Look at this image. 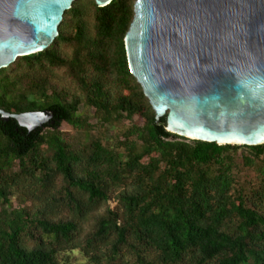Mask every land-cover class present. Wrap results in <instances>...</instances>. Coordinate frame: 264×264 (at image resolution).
Listing matches in <instances>:
<instances>
[{
  "label": "trees",
  "instance_id": "16d2710c",
  "mask_svg": "<svg viewBox=\"0 0 264 264\" xmlns=\"http://www.w3.org/2000/svg\"><path fill=\"white\" fill-rule=\"evenodd\" d=\"M134 3L75 0L45 50L0 69V109L53 114L33 130L0 115V264H74L77 248L94 252L92 264H264V143L190 140L156 120L128 67ZM61 67L74 90L55 84ZM91 117L132 123L113 146H76L61 130L90 128ZM242 147L252 154L244 165L261 158L248 190L233 175L231 151ZM117 190V204L82 236L89 213Z\"/></svg>",
  "mask_w": 264,
  "mask_h": 264
},
{
  "label": "water",
  "instance_id": "95a60500",
  "mask_svg": "<svg viewBox=\"0 0 264 264\" xmlns=\"http://www.w3.org/2000/svg\"><path fill=\"white\" fill-rule=\"evenodd\" d=\"M74 1L0 0V69L45 50ZM124 43L130 72L167 131L218 145L264 143V0H135ZM0 115L28 130L53 116Z\"/></svg>",
  "mask_w": 264,
  "mask_h": 264
},
{
  "label": "rangeland",
  "instance_id": "374dc122",
  "mask_svg": "<svg viewBox=\"0 0 264 264\" xmlns=\"http://www.w3.org/2000/svg\"><path fill=\"white\" fill-rule=\"evenodd\" d=\"M89 16L91 17V14ZM70 50V47L67 46V51ZM52 73L56 75L55 84L57 86H69L72 88V90H74L66 68H53ZM22 89L25 90L26 88L22 87ZM91 111L93 110L91 109ZM88 122L92 125V127L87 128L85 130L74 132L72 126L67 123L62 124L61 130L67 134L68 140L74 143L76 146L80 144L81 146H83L84 143L87 144V142L96 139H101L104 143L113 146L116 143L117 136H122L121 133L123 132V130H126V128L132 123L130 120H121L118 122H112L110 124L106 123L103 125L99 124L95 117H91ZM231 153L233 154L235 159V166L233 168L235 184H238L241 187H245L244 189L246 190H248V188L256 186L260 176L259 166L261 165V158H256L252 166H246L243 164L242 157L252 156L249 149L242 147L237 150H232ZM14 170H17V167H15ZM117 193L118 190L111 192V198L108 200L107 203L99 204L94 210L89 213L87 219L84 221L83 224L82 236L88 234L91 231L92 226L95 222V218L102 215L106 211L107 206L113 208L117 204V199L115 198V195ZM11 200L13 206H16L19 203L18 196H15ZM109 247L110 243L100 247V251H98L100 254L103 255L104 259L109 256V251H107ZM121 253H123V255L125 254L126 260L127 257L132 259L131 252L128 251L126 247H123L121 249ZM93 254L94 252H90L87 256H85L83 251L78 248L71 252L72 257L74 256V258H72L74 264H92L90 256Z\"/></svg>",
  "mask_w": 264,
  "mask_h": 264
}]
</instances>
